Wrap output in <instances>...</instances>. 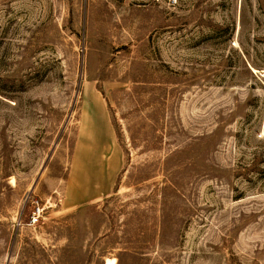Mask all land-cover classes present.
Masks as SVG:
<instances>
[{"label":"rangeland","instance_id":"rangeland-1","mask_svg":"<svg viewBox=\"0 0 264 264\" xmlns=\"http://www.w3.org/2000/svg\"><path fill=\"white\" fill-rule=\"evenodd\" d=\"M108 259L264 264V0H0V264Z\"/></svg>","mask_w":264,"mask_h":264},{"label":"bare ground","instance_id":"bare-ground-1","mask_svg":"<svg viewBox=\"0 0 264 264\" xmlns=\"http://www.w3.org/2000/svg\"><path fill=\"white\" fill-rule=\"evenodd\" d=\"M107 264H115V260L114 259H108Z\"/></svg>","mask_w":264,"mask_h":264},{"label":"trees","instance_id":"trees-1","mask_svg":"<svg viewBox=\"0 0 264 264\" xmlns=\"http://www.w3.org/2000/svg\"><path fill=\"white\" fill-rule=\"evenodd\" d=\"M255 163H258V161H256Z\"/></svg>","mask_w":264,"mask_h":264}]
</instances>
